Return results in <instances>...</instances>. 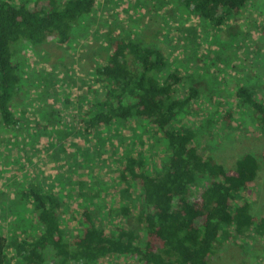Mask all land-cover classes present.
<instances>
[{
  "label": "trees",
  "instance_id": "16d2710c",
  "mask_svg": "<svg viewBox=\"0 0 264 264\" xmlns=\"http://www.w3.org/2000/svg\"><path fill=\"white\" fill-rule=\"evenodd\" d=\"M180 1L215 27L251 2ZM98 5L99 0H0V122L7 130L23 126L13 107L24 76L17 45H67ZM107 45L105 61L92 71L102 90H91V99H84L90 103L83 104L81 114L84 134H112L115 128L125 131L136 124L141 141L163 142L167 156L154 171L138 150L119 161L115 179L125 185L118 194L124 201L119 209L111 204L117 194L109 203L92 199L90 207L84 197L92 194L80 191L81 211L67 220L63 201L52 189L23 193L40 231L11 242L0 232V264L10 258L19 264H213L222 238L241 241L248 233L264 235V214L252 211L264 147L225 167L201 148L194 129L174 125L198 91L190 86L186 94L179 92L182 78L175 70L166 71L163 51L122 36L108 37ZM235 96L239 107L252 109L264 132V97L256 87L240 85ZM58 112H44L48 118L37 125L45 129L57 124Z\"/></svg>",
  "mask_w": 264,
  "mask_h": 264
},
{
  "label": "rangeland",
  "instance_id": "374dc122",
  "mask_svg": "<svg viewBox=\"0 0 264 264\" xmlns=\"http://www.w3.org/2000/svg\"><path fill=\"white\" fill-rule=\"evenodd\" d=\"M75 34L62 46L55 41L17 45L24 76L13 107L23 126L12 131L0 122V232L9 242L40 231L23 193L52 189L70 220L81 211L84 198L90 207L92 199L109 203L125 187L115 178L127 153L138 150L150 171L159 169L167 156L163 142L141 141L136 124L125 131L115 128L112 134H84V99H91V90H102L92 71L108 55V37L140 39L163 51L166 71L175 70L182 78L179 92L186 94L190 86L198 91L174 125L194 129L201 148L225 167L264 147V132L252 109L239 107L235 96L238 86L248 85L264 97V0H251L221 27L201 19L180 0H99L97 11L83 19ZM52 109L59 111L58 123L45 129L37 125ZM255 190L252 211L262 215L264 164ZM80 191L92 194L90 202ZM123 203L118 195L111 204L119 209ZM238 241L222 238L213 264H264V235L248 233ZM6 251L12 254L9 245ZM19 263L10 258L8 264Z\"/></svg>",
  "mask_w": 264,
  "mask_h": 264
}]
</instances>
